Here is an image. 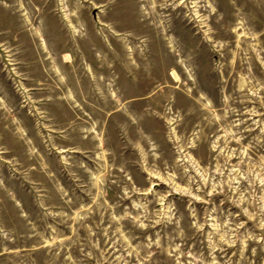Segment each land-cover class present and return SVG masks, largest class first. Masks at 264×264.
<instances>
[{
  "label": "rangeland",
  "instance_id": "1",
  "mask_svg": "<svg viewBox=\"0 0 264 264\" xmlns=\"http://www.w3.org/2000/svg\"><path fill=\"white\" fill-rule=\"evenodd\" d=\"M0 264H264V0H0Z\"/></svg>",
  "mask_w": 264,
  "mask_h": 264
},
{
  "label": "bare ground",
  "instance_id": "2",
  "mask_svg": "<svg viewBox=\"0 0 264 264\" xmlns=\"http://www.w3.org/2000/svg\"><path fill=\"white\" fill-rule=\"evenodd\" d=\"M173 75H174V77H175L176 79H179L177 73L173 72Z\"/></svg>",
  "mask_w": 264,
  "mask_h": 264
}]
</instances>
